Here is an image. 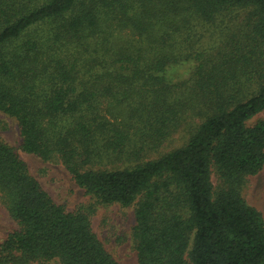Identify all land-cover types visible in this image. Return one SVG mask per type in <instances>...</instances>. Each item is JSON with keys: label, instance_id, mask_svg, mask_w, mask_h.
I'll return each mask as SVG.
<instances>
[{"label": "trees", "instance_id": "1", "mask_svg": "<svg viewBox=\"0 0 264 264\" xmlns=\"http://www.w3.org/2000/svg\"><path fill=\"white\" fill-rule=\"evenodd\" d=\"M0 111L90 197L57 203L0 139V264H119L92 227L110 205L133 208L138 264H264L243 195L264 168V0H0Z\"/></svg>", "mask_w": 264, "mask_h": 264}, {"label": "rangeland", "instance_id": "2", "mask_svg": "<svg viewBox=\"0 0 264 264\" xmlns=\"http://www.w3.org/2000/svg\"><path fill=\"white\" fill-rule=\"evenodd\" d=\"M207 43V40H203L197 46ZM192 66L191 63H188L181 67H175L172 69V73L174 77H178L177 80H185L189 77ZM263 116L264 113H261L254 120ZM185 133V130L175 132L172 138L164 144L162 150L167 151L181 146ZM0 139L16 149L19 156L28 165L31 174L39 180L43 188L57 203L66 206L68 210H73L80 204L89 203L90 197L74 182L72 175L61 163L44 161L37 155L21 149L22 138L16 120L1 111ZM243 195L246 201L260 210L264 216V168L248 180ZM134 224L132 207L119 205L99 207L92 216L94 232L119 264H138L131 236ZM15 228H17L16 223L0 203V243Z\"/></svg>", "mask_w": 264, "mask_h": 264}]
</instances>
